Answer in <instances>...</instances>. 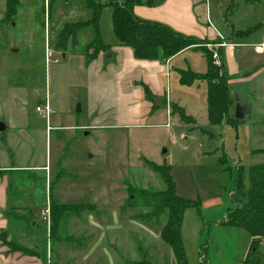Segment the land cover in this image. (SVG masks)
<instances>
[{"label": "rangeland", "instance_id": "1", "mask_svg": "<svg viewBox=\"0 0 264 264\" xmlns=\"http://www.w3.org/2000/svg\"><path fill=\"white\" fill-rule=\"evenodd\" d=\"M206 2L207 28L227 40L232 27L239 33L231 39L241 43L233 48V57L226 48L221 54L230 98L246 106L238 122L211 124L206 81H181V70L206 71L201 49L178 53L167 67L166 103L156 105L155 97L151 112L116 121L112 83L90 89L88 80L95 69L96 79L108 81L120 69L118 59L107 51L87 61L91 26L81 28L75 41L69 38L66 49L56 46L64 23L89 18L85 0H19L0 29V121L6 125L4 146L0 135V165L16 167L0 169V178L10 200L21 205L31 201L32 206L1 213L3 235L20 251L0 245V264H30L32 259L40 264H178L159 237L165 219H145L147 208L127 206L130 186L164 187L146 162L169 165L175 194L196 205L186 208L182 218L187 264L240 263L249 237L223 221L227 210L243 201L236 190L238 168L246 191L249 166L264 163V151H259L264 149V49L254 53L264 39V0ZM4 11L5 0H0V19ZM110 13L109 5L102 9L99 30L112 48L116 40ZM45 40L52 51L49 60ZM120 83L122 91L143 90L144 85L134 73ZM45 100L48 122L35 109ZM168 102H176L192 121L170 113ZM110 121L114 123L108 125ZM88 125L94 127L82 128ZM50 197L70 206L57 215L54 229Z\"/></svg>", "mask_w": 264, "mask_h": 264}, {"label": "trees", "instance_id": "2", "mask_svg": "<svg viewBox=\"0 0 264 264\" xmlns=\"http://www.w3.org/2000/svg\"><path fill=\"white\" fill-rule=\"evenodd\" d=\"M153 1L124 0L119 3L112 0L103 3L100 0H85L89 18L85 21L64 23L58 33L56 46L66 49L69 38H72V42L75 41L76 34L81 28L91 26L93 36L85 47L87 61L94 60L99 53L110 51L111 44L102 41L99 30L100 13L105 6L109 5L111 7L112 33L116 40L115 45L130 47L136 59L163 61L189 47L203 50L206 55V71L197 74L189 69L181 70L180 79L182 82H190L195 78L206 81V109L211 124L216 125L229 120L238 122V119L229 114L232 101L229 95L228 76L225 74L221 63L215 64L212 57L214 52H217L220 57V51L204 46L203 44L208 43L206 41L184 35L167 25L140 19L133 14L132 8L135 4L143 2L147 5H153ZM18 3L19 0H5V11L3 18L0 19V29L7 18L13 17ZM143 92L146 97L152 98V94L146 85H143ZM169 110L170 113L178 112L184 121H192L191 116L185 114L184 109L176 102L170 103ZM259 151H264V149ZM146 163L150 169L158 174L164 187L162 190L154 191L130 186L127 188V206L136 207L140 205L147 208L143 217L148 220L159 221L164 218L165 221L159 229V237L170 248L178 264H187L181 237L182 218L186 208L196 205L175 194L169 165ZM247 182L246 191H242L241 169L238 168L236 190L243 197V201L227 210L223 222L243 230L249 237L247 252L239 264H264V163L249 166ZM48 189H50V185ZM50 199L51 227L54 229L58 220L57 215L70 206L57 205L54 198L50 197ZM56 210H59V213ZM30 222L32 220L28 223L30 224ZM4 233V230H0L1 243L8 245L11 250L20 251L19 247L4 237ZM144 263L149 264L147 261Z\"/></svg>", "mask_w": 264, "mask_h": 264}, {"label": "crops", "instance_id": "3", "mask_svg": "<svg viewBox=\"0 0 264 264\" xmlns=\"http://www.w3.org/2000/svg\"><path fill=\"white\" fill-rule=\"evenodd\" d=\"M123 1L124 0H120L117 2L121 3ZM153 2H154L153 5H147L143 2L135 4L132 8L133 14L140 19L154 21L167 25L171 29L180 32L184 35L192 36L197 40L208 42L207 48H212L214 50L218 49L220 51L219 62L221 63L224 69L223 61L221 58L222 51L224 48H226V52L228 53V55L230 57H233V53H234L233 48L237 47L241 43L233 42L231 39L234 36H237L239 33L236 29L232 27L230 30V37H229L230 39L227 40L221 37V35H219L218 31H216L215 29L207 28L206 23L208 24V18L210 17L209 15L210 12L206 0H154ZM219 43H224V45L219 46L218 45ZM188 49H194V48L189 47L182 51L184 52ZM109 52H111V55H114L118 59V62L120 63L119 71L113 74L112 78H110L107 81V79H98V78L96 79L95 78L96 70L93 69V75H91V77L88 80V87L90 89H93L95 84L104 83V85L106 84L107 86L109 82L112 83L114 96H116L117 98V100H115L116 102L112 103V107H114V114L116 121L121 122V119L129 120L130 117H135V116L137 117L147 113L148 111L151 112L154 109L153 104L155 103H153V98L155 97H159L156 105H159L161 103H166L167 97L164 88L166 87L165 77L167 74V67L168 66L170 67L172 62L181 54L180 52H178L180 54L176 53L175 55L163 61L136 59L133 56L131 48L127 46L114 45L112 48H110ZM254 53L260 54V52H256L255 50ZM224 72L226 74L225 69ZM133 73L138 79L139 78L142 79L144 85L148 87L150 93L152 94V102L146 100L147 97L145 96L143 90L140 88L136 87L135 89L122 91L120 82L122 81L123 77H125V75L127 74L133 75ZM118 98L122 100L121 104L119 103L120 101L118 102L119 100ZM231 101H232L231 116L235 118L234 117L235 106L239 105L240 107L244 108L243 106L245 105H241V104L235 105L233 100ZM168 103L170 105V103L172 102H168ZM88 107L91 110H93L95 106L91 107V105H88ZM245 112L246 111L244 108L243 109L244 115ZM238 120L240 121L242 119H238ZM46 121L48 122V118L46 119ZM113 123L114 122L110 121L108 125ZM122 123H124V125L129 124L128 121ZM0 125L3 126V129L0 130V135L3 142L2 145L4 146V142L6 140L3 137L4 135L3 131L6 130V125L2 121H0ZM103 125H104L103 123H99V125L97 126H103ZM91 127L93 128L94 125H88V127L83 126L82 128H91ZM48 128L49 130H51L52 127L47 125L45 129L47 130ZM62 128L64 127H61V129ZM30 131H33V129H30ZM43 167L44 165L41 168ZM14 168L16 167L0 165V169H14ZM32 168L36 169L40 167L33 166ZM31 203H32L31 201H28L27 203H23V205H21L14 200H10L8 196V191L6 187L2 185L0 178V215L1 213H4L5 210H7V208L20 207V206L27 208L29 205L32 206ZM5 221L6 220L0 221L3 226L2 228H4V223H6ZM2 228L0 226V230H2ZM0 245H3L1 241H0ZM4 249L7 248H3V250ZM32 260L33 262H31ZM32 260H30L31 262V263L29 262L30 264H40L34 262L35 261L34 259ZM10 263L13 264V261H11Z\"/></svg>", "mask_w": 264, "mask_h": 264}, {"label": "built area", "instance_id": "4", "mask_svg": "<svg viewBox=\"0 0 264 264\" xmlns=\"http://www.w3.org/2000/svg\"><path fill=\"white\" fill-rule=\"evenodd\" d=\"M218 45L221 46V45H224V43H219ZM263 49H264V39L261 43L256 44L254 46V50L256 52H261V51H263ZM51 56H52V51H51L50 47L48 46L47 41L45 40V46H44L45 60H49V58ZM212 57H213L214 63L219 64V56L216 52H214L212 54ZM35 109L41 116H44L46 119L48 118V114L50 112V109H49V106H48V103L46 100H45V103L43 104V106L37 105L35 107ZM45 211H46V213L48 212V210H45Z\"/></svg>", "mask_w": 264, "mask_h": 264}, {"label": "water", "instance_id": "5", "mask_svg": "<svg viewBox=\"0 0 264 264\" xmlns=\"http://www.w3.org/2000/svg\"><path fill=\"white\" fill-rule=\"evenodd\" d=\"M107 56H109V54H107ZM158 101V99H156V102ZM243 109L242 107H240L239 105L238 106H235V111H234V117L237 118V119H243L245 116L243 114ZM77 110H80L79 106L77 108ZM3 129V126L0 125V130ZM32 225L34 224V222L31 223Z\"/></svg>", "mask_w": 264, "mask_h": 264}]
</instances>
